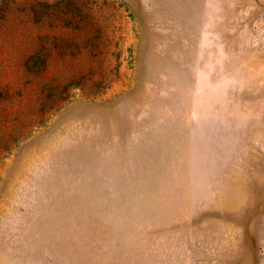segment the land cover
I'll use <instances>...</instances> for the list:
<instances>
[{
  "label": "rangeland",
  "instance_id": "rangeland-1",
  "mask_svg": "<svg viewBox=\"0 0 264 264\" xmlns=\"http://www.w3.org/2000/svg\"><path fill=\"white\" fill-rule=\"evenodd\" d=\"M0 264H264V0H0Z\"/></svg>",
  "mask_w": 264,
  "mask_h": 264
}]
</instances>
